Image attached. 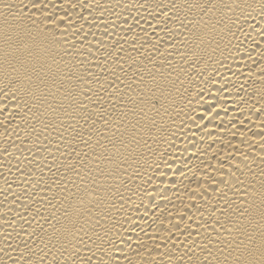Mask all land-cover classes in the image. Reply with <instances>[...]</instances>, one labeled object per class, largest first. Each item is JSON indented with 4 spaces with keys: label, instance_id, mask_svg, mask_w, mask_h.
Wrapping results in <instances>:
<instances>
[{
    "label": "bare ground",
    "instance_id": "obj_1",
    "mask_svg": "<svg viewBox=\"0 0 264 264\" xmlns=\"http://www.w3.org/2000/svg\"><path fill=\"white\" fill-rule=\"evenodd\" d=\"M0 264H264V0H0Z\"/></svg>",
    "mask_w": 264,
    "mask_h": 264
}]
</instances>
